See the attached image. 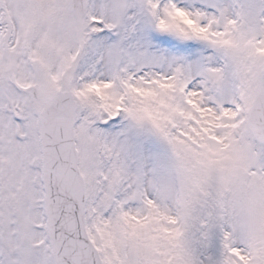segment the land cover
I'll list each match as a JSON object with an SVG mask.
<instances>
[{"label":"snow or ice","instance_id":"snow-or-ice-1","mask_svg":"<svg viewBox=\"0 0 264 264\" xmlns=\"http://www.w3.org/2000/svg\"><path fill=\"white\" fill-rule=\"evenodd\" d=\"M0 264H264V0H0Z\"/></svg>","mask_w":264,"mask_h":264}]
</instances>
